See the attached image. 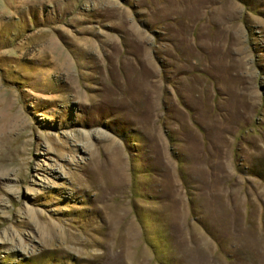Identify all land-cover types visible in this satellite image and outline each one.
I'll return each mask as SVG.
<instances>
[{
	"label": "rangeland",
	"instance_id": "374dc122",
	"mask_svg": "<svg viewBox=\"0 0 264 264\" xmlns=\"http://www.w3.org/2000/svg\"><path fill=\"white\" fill-rule=\"evenodd\" d=\"M0 264H264V0H0Z\"/></svg>",
	"mask_w": 264,
	"mask_h": 264
}]
</instances>
